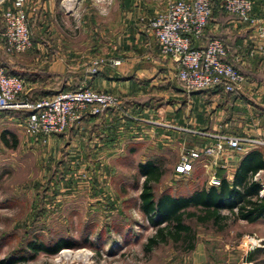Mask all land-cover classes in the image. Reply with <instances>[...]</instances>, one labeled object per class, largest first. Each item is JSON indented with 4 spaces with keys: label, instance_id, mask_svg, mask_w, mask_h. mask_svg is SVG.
I'll return each mask as SVG.
<instances>
[{
    "label": "crops",
    "instance_id": "crops-1",
    "mask_svg": "<svg viewBox=\"0 0 264 264\" xmlns=\"http://www.w3.org/2000/svg\"><path fill=\"white\" fill-rule=\"evenodd\" d=\"M252 1L255 24L216 8L204 37L195 43L203 46L212 37L224 41L229 48L224 60L243 76L237 92L219 88L188 92L176 79L179 64L159 54L149 28V21L166 10L169 0H26L31 29L38 35L19 54L7 55L0 43V62L6 59L7 68L35 74L25 82V94L56 85L58 91L86 87L121 100L122 110L108 109L83 118L64 136L44 137L45 142L69 140L78 167L119 171L123 170L120 159L130 158L137 167L145 158L154 157L173 171L184 149L216 143L214 137L178 128L264 140V40L258 38V32H264V0ZM10 6L9 1L0 5V26ZM97 57L107 63L90 75L86 63ZM117 59L120 65H112ZM43 73L54 75L58 83L42 82ZM24 121L19 114H0V126L12 123L24 130ZM254 149L264 155V147L242 145L240 150L224 149L210 159L194 160L190 175L206 181V186L212 172L231 181L243 156ZM254 179L261 181L259 196L264 197V171L259 170Z\"/></svg>",
    "mask_w": 264,
    "mask_h": 264
},
{
    "label": "rangeland",
    "instance_id": "rangeland-1",
    "mask_svg": "<svg viewBox=\"0 0 264 264\" xmlns=\"http://www.w3.org/2000/svg\"><path fill=\"white\" fill-rule=\"evenodd\" d=\"M70 149L69 140L34 143L25 129L0 126V259L37 238L66 239L74 246L17 264H264L262 221L230 222L218 231L188 220L196 235L193 250L168 243L145 253L143 245L155 228L139 210L135 185L140 188L143 179L135 182L134 161L120 159L119 171H92L78 167ZM191 178L165 168L155 193H186ZM198 184L206 186V181Z\"/></svg>",
    "mask_w": 264,
    "mask_h": 264
},
{
    "label": "built area",
    "instance_id": "built-area-1",
    "mask_svg": "<svg viewBox=\"0 0 264 264\" xmlns=\"http://www.w3.org/2000/svg\"><path fill=\"white\" fill-rule=\"evenodd\" d=\"M6 1H9L11 6L3 12L4 30L0 32V37L5 39L7 54L23 53L31 47L26 0H0V5ZM214 1L219 2L225 11L243 22L255 24L252 0H169L166 10L149 21V28L156 39L159 54L176 59L179 68L175 77L188 92L217 87L223 88L226 92H237L243 81V76L238 70L224 60L229 48L223 40L210 38L203 46L195 45L204 37V29L211 19ZM258 38L264 40V32H258ZM106 63L103 58H94L89 62L86 72L90 75L96 74ZM120 63L118 59L111 61L114 66ZM24 94L23 79L7 75L4 68L0 67V113L27 112L25 130L36 143H44L45 136L61 133L73 127L84 116L99 115L109 108L122 110V102L118 96L86 87L61 91L37 101L23 98ZM178 129L214 137L216 143L202 149H184L174 166V173L177 176L190 175L194 160L202 157L210 159L224 149L240 150L242 145L264 147L263 139L210 135L185 128ZM208 183L210 186L220 185V179L215 172L209 176Z\"/></svg>",
    "mask_w": 264,
    "mask_h": 264
},
{
    "label": "trees",
    "instance_id": "trees-1",
    "mask_svg": "<svg viewBox=\"0 0 264 264\" xmlns=\"http://www.w3.org/2000/svg\"><path fill=\"white\" fill-rule=\"evenodd\" d=\"M216 8H219L224 13L229 14L219 4V2L214 1L212 3L211 19L213 17V11ZM29 27L30 38L31 41H33L38 33L33 32L30 23ZM3 30L4 22L3 25L0 26V32ZM0 43L3 51L5 52L6 44L3 37H0ZM5 65L6 59L0 62V67L4 68L7 75L20 77L21 79H23L24 83L32 81V78L35 77V74L30 75L28 72L26 73L23 71L17 72L10 68H7ZM40 80H42V82H47L49 80V82H55V84L58 83V81L55 80V77L52 74L48 77V75L46 76L43 73L40 76ZM218 88L225 91L221 87H217L214 89ZM70 90L72 89H62L61 91ZM61 91H58V87L56 85L53 86L52 89H45L44 86H40L31 89L22 97L27 98L30 101H37L45 97H51ZM107 110L108 109L104 110L99 115L103 114ZM5 112L19 114L24 119L28 115L27 112L23 111ZM89 116L95 115H87L83 118H87ZM70 129L71 128L66 129L63 132L57 134L60 136H64L66 134H69ZM3 138L4 141H6L5 136H3ZM164 170L165 167L163 166L162 162L154 157L145 158L142 162L138 163L136 167L137 173L135 175V182L137 183V180L139 178L143 179L140 188L138 183L135 185L136 189H140L138 197L140 201L139 210L141 211L147 222L155 228V232L147 238L145 244L143 245V251L145 253H150L157 246L165 245L168 243H172L180 251L193 250L196 235L191 225L187 222L188 220H194L197 224L200 225L209 224L218 231L225 230L228 223L230 222L245 221L247 223H256L258 221H264V197L259 196V193L262 190V183L260 180L254 179L255 174L259 170L264 171V155L261 151L254 149L246 153L241 159L235 171L233 179L231 181H227L222 176L220 178L219 186L209 185L207 187H200L198 184L199 181L196 177H193L191 175L178 176L182 178L192 177L190 181H188L189 189L186 193L173 194L171 193V190L164 189L160 191L158 195H156L154 186L160 182ZM173 174L175 175L174 170ZM225 211L228 213L222 214V212ZM70 246H74V244L69 243V241L66 239H59L55 242H45L37 238H33L27 240L22 248L14 250L4 259H0V264H17L22 260L34 257L38 253L49 255L56 254L61 249L68 248Z\"/></svg>",
    "mask_w": 264,
    "mask_h": 264
},
{
    "label": "bare ground",
    "instance_id": "bare-ground-1",
    "mask_svg": "<svg viewBox=\"0 0 264 264\" xmlns=\"http://www.w3.org/2000/svg\"><path fill=\"white\" fill-rule=\"evenodd\" d=\"M69 253L68 251H63V254Z\"/></svg>",
    "mask_w": 264,
    "mask_h": 264
}]
</instances>
